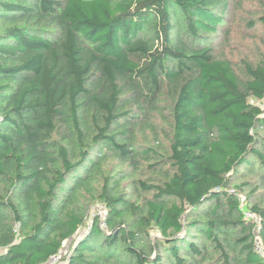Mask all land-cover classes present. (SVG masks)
Returning a JSON list of instances; mask_svg holds the SVG:
<instances>
[{"label": "trees", "instance_id": "16d2710c", "mask_svg": "<svg viewBox=\"0 0 264 264\" xmlns=\"http://www.w3.org/2000/svg\"><path fill=\"white\" fill-rule=\"evenodd\" d=\"M234 2L0 0V264L66 243V264H264L263 198L239 200L264 188V54L215 48ZM164 103L167 168L136 203L102 166L157 154L135 138Z\"/></svg>", "mask_w": 264, "mask_h": 264}, {"label": "rangeland", "instance_id": "374dc122", "mask_svg": "<svg viewBox=\"0 0 264 264\" xmlns=\"http://www.w3.org/2000/svg\"><path fill=\"white\" fill-rule=\"evenodd\" d=\"M230 12L228 14L229 28L224 27L220 32L219 39L215 45L218 54H222L233 61L240 59L256 60L260 55L264 54V35L259 24H255L252 29L246 26L248 20L254 18L257 9L259 8V0H236L230 5ZM163 102H166L164 100ZM168 104H162V113L159 115H153L150 119V126H141L136 132L135 147L138 152L152 149L157 154H150V158L146 161L140 157L137 168L131 166L121 165L113 159H108L102 166V170L110 177V181H116L119 178L118 171L123 170L122 176H127L121 182L122 191L129 197V199L136 203L142 202L144 196H149L144 191L138 189L136 182L138 180L146 181L147 183L155 182L158 179L157 173L159 168H167L166 165L152 166L153 160H157L159 156H166L168 148V135L169 128L167 115ZM264 107V103L262 104ZM254 172V171H253ZM244 179V180H243ZM243 179L236 180V183L246 181L248 179L250 187H253L257 183H261L260 174L247 173ZM255 187V186H254ZM250 188L245 187V192H249ZM232 191V190H231ZM241 205H250L257 198H263V202L260 205H264V188L260 187L253 196L246 198L245 194L239 196ZM105 214L103 206L99 202H92L90 204L89 216L87 221L90 222L92 216H98L103 219ZM103 227V226H102ZM104 228V227H103ZM152 237L156 236V232L151 233ZM69 243L63 246V250L67 251Z\"/></svg>", "mask_w": 264, "mask_h": 264}, {"label": "built area", "instance_id": "2783aa9c", "mask_svg": "<svg viewBox=\"0 0 264 264\" xmlns=\"http://www.w3.org/2000/svg\"><path fill=\"white\" fill-rule=\"evenodd\" d=\"M244 214V218L247 220L252 221L256 226L258 225V218L256 217V215L248 210L243 211ZM103 219H101V225L105 228V224L102 221ZM256 251L258 252L259 255L264 256V251L261 248V245L259 243V241H256V247H255ZM66 256V251L62 250L60 251L58 254L52 256L49 258L48 262L46 264H66L65 261H62V257Z\"/></svg>", "mask_w": 264, "mask_h": 264}]
</instances>
